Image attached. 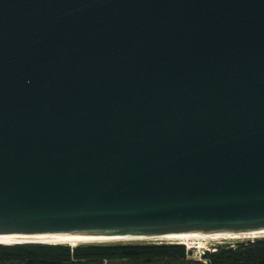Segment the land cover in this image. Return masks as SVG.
I'll list each match as a JSON object with an SVG mask.
<instances>
[{
	"label": "water",
	"instance_id": "95a60500",
	"mask_svg": "<svg viewBox=\"0 0 264 264\" xmlns=\"http://www.w3.org/2000/svg\"><path fill=\"white\" fill-rule=\"evenodd\" d=\"M260 230L264 0H0V233Z\"/></svg>",
	"mask_w": 264,
	"mask_h": 264
},
{
	"label": "trees",
	"instance_id": "16d2710c",
	"mask_svg": "<svg viewBox=\"0 0 264 264\" xmlns=\"http://www.w3.org/2000/svg\"><path fill=\"white\" fill-rule=\"evenodd\" d=\"M190 253L186 245L168 242L0 244V264H264V237L218 244L200 260Z\"/></svg>",
	"mask_w": 264,
	"mask_h": 264
},
{
	"label": "bare ground",
	"instance_id": "6f19581e",
	"mask_svg": "<svg viewBox=\"0 0 264 264\" xmlns=\"http://www.w3.org/2000/svg\"><path fill=\"white\" fill-rule=\"evenodd\" d=\"M264 237V230L251 231L244 233H222V232H184L162 236H146V237H105V236H71V237H50L41 238L25 235H16L8 233H0V244L12 245L19 243H45V244H67L76 247L87 243H108L119 241H142L148 240H164L176 242L186 245L188 248L195 247V240L216 239V240H236V239H256ZM199 244V243H198Z\"/></svg>",
	"mask_w": 264,
	"mask_h": 264
},
{
	"label": "rangeland",
	"instance_id": "374dc122",
	"mask_svg": "<svg viewBox=\"0 0 264 264\" xmlns=\"http://www.w3.org/2000/svg\"><path fill=\"white\" fill-rule=\"evenodd\" d=\"M236 240H238V239H236ZM229 241H234V240H231V239H227V240H225V239L224 240L204 239V240H200V241L195 240L193 243L195 245V247H192V248H188L187 246L186 247L189 251H191L190 258L200 260V259H202V255L204 252L214 250L218 244H221L224 242H229ZM138 242H166V241L153 239V240H142V241H138V240L137 241H119V242L117 241V242L98 243V244H129V243H138ZM168 243H170V242H168Z\"/></svg>",
	"mask_w": 264,
	"mask_h": 264
}]
</instances>
